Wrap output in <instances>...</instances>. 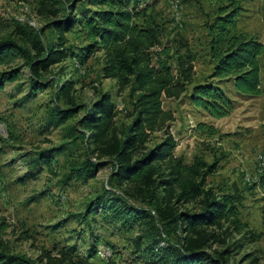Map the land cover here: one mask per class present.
I'll return each mask as SVG.
<instances>
[{"label": "rangeland", "instance_id": "obj_1", "mask_svg": "<svg viewBox=\"0 0 264 264\" xmlns=\"http://www.w3.org/2000/svg\"><path fill=\"white\" fill-rule=\"evenodd\" d=\"M44 1L42 8L41 0H0L4 20L0 37L13 36L29 45V34L15 33L19 23L41 32L43 45L56 42L58 33L50 22L66 12L57 0ZM150 2L161 30L160 46L172 45V71L176 72L177 56L188 48L195 55L192 84L203 82L213 65L209 26L221 2ZM235 4L239 11L233 30L263 44L258 56L259 93L239 92L232 82L222 81L219 86L231 100L232 110L221 118L190 102L192 84L179 96H162V107L171 111L172 119L165 128L151 133L147 146L161 142L167 130L176 142L173 154L184 164L192 163L195 157L216 164L206 183L219 194L234 197L240 228L229 222H223L222 228L213 226L219 240L204 251L215 255L226 250L225 264H264V170L259 164V156L264 155V0H235ZM45 5L58 8L57 15H49ZM94 8L87 0H76L73 13L80 16ZM63 36L68 56L50 66L37 87L22 59L0 66V72L19 69L18 78L0 89V226L5 225L0 239L13 252L34 262L30 264H46V259H39L44 252L55 256L62 250L86 264H150L145 224L117 214L124 203L115 196L124 194L113 178L114 164L110 158L91 152L94 145L80 137L78 124L87 107L108 92L115 104L116 126L128 125L135 93L129 86L120 89L114 79L102 76L103 51L87 54V41L79 25L64 30ZM183 42L186 47L180 44ZM67 80L73 81L72 102L66 96L54 98L56 86ZM73 106L76 112L58 123L57 110ZM89 159L97 163L92 175L79 170ZM125 201L126 205L140 204ZM109 204H114L113 208ZM176 240L172 234L171 241ZM165 243L159 240L160 246Z\"/></svg>", "mask_w": 264, "mask_h": 264}, {"label": "trees", "instance_id": "obj_2", "mask_svg": "<svg viewBox=\"0 0 264 264\" xmlns=\"http://www.w3.org/2000/svg\"><path fill=\"white\" fill-rule=\"evenodd\" d=\"M57 1L66 13L50 22L58 33L56 42L43 45L41 32L30 31L17 23L15 33L29 34L30 44L21 43L13 36L0 37V66L22 59L37 87L50 66L69 54L63 31L79 25L87 41L84 48L87 54L103 51L102 76L114 79L120 89L129 86L135 93L132 120L120 129L116 126L115 104L108 92L101 93L78 120L80 137L88 145H94L91 152L110 158L114 164L112 175L124 194L122 198L115 196L124 203V209H117V214H127L145 224L150 264H225L226 250L215 255L204 251L219 240L213 226L222 228L223 222H229L240 228L234 197L229 193L219 194L206 183L207 175L214 171L216 164L202 157L184 164L181 157L174 156L176 142L167 130L161 142L152 148L147 146L151 133L165 128L166 122L172 119L171 111L162 107V96H179L193 83L195 55L186 48L184 54L177 56L176 72L172 71L169 64L172 45L160 46L161 30L151 12L150 0H87L95 8L80 16L73 13L76 0ZM217 1L221 4L209 26L211 73L203 82L192 84L188 97L194 106L221 118L232 110L231 100L219 86L222 81L232 82L239 92L259 93L258 56L263 44L233 30L239 11L235 0ZM44 4L41 0L42 8ZM45 7L52 16L59 11L52 5ZM3 24L0 17V26ZM18 71V68L1 71L0 89L4 83L15 81ZM56 87L55 99L66 96L67 101H73L70 95L73 81L67 80ZM75 112V106L59 108L57 122L65 121ZM96 167L97 163L89 159L79 170L92 175ZM124 198L140 204L126 205ZM188 204L192 207L184 208ZM4 228L5 225L0 226V231ZM172 234L177 236L176 242L171 241ZM160 239L165 240V245H159ZM39 259H46V264H86L63 250L55 256L44 252ZM30 263L34 262L13 252L0 239V264Z\"/></svg>", "mask_w": 264, "mask_h": 264}, {"label": "built area", "instance_id": "obj_3", "mask_svg": "<svg viewBox=\"0 0 264 264\" xmlns=\"http://www.w3.org/2000/svg\"><path fill=\"white\" fill-rule=\"evenodd\" d=\"M259 159H260L259 160L260 167H261L262 170H264V155H262V156L260 155L259 156ZM103 249H104V251H107L106 250L107 249L106 247L105 248L103 247Z\"/></svg>", "mask_w": 264, "mask_h": 264}]
</instances>
